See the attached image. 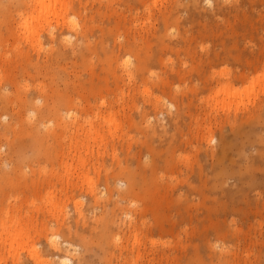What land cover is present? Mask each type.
Here are the masks:
<instances>
[{"label":"rangeland","instance_id":"rangeland-1","mask_svg":"<svg viewBox=\"0 0 264 264\" xmlns=\"http://www.w3.org/2000/svg\"><path fill=\"white\" fill-rule=\"evenodd\" d=\"M13 1L0 0V186L3 187L0 189V264H133V260L136 264H264V159L256 156L260 167L251 173L253 176L249 175L242 180L239 176H232L233 172L239 171L240 166L245 170L248 161L246 158L258 155L259 150L264 147L259 139V136H263L264 140V0H196L198 4H194V0H73L75 11L69 9L64 15L66 20L63 17L52 19V25H47L42 32L43 47L38 49L34 46V41L25 39L21 28L20 15L28 6H17ZM166 15L170 17L168 24L162 18ZM188 17L189 20L194 17L196 20L192 23ZM85 18L91 27L89 32L101 36L100 39L105 36L102 33L106 34L104 39L109 38L108 41L105 39L108 42L106 44L116 50L113 56L110 55L111 62L100 47V54L105 57L104 62L102 57H95L93 61H97L96 63L84 64V58L76 44L78 35L73 30L81 28ZM67 26L70 29H66ZM62 29L65 31L64 37L61 36L63 42L76 47L77 51L70 58L60 60L54 71H38L35 67L37 62L45 61L48 51L58 46L56 42H49L47 34L53 31L58 35ZM127 38L139 40L142 55H146L148 50H153L158 55L159 59L150 68L151 71L145 72L140 78L133 76L134 79L143 81L142 83L136 79L130 82L127 76L122 77V67L135 62L133 54L119 50L120 42ZM20 52L23 55L17 54ZM217 53L220 54L219 58L214 57ZM221 54L228 58L221 57ZM90 56L94 54L91 53ZM240 56L244 58V63ZM28 57L32 61L29 62ZM209 57L214 59L211 65H208ZM106 62L110 63V67ZM222 70H227L230 74H221ZM240 72H245L247 78L238 77ZM6 76L9 79L15 77L16 80L10 79V82ZM114 77L119 78L117 82ZM39 83L44 88L38 86ZM120 84L121 89L118 88ZM52 85L60 88L59 92L63 89V93L64 89L72 87L70 91L77 93L75 96L70 92L73 104L68 105L61 98L53 96L54 91L52 93L50 90ZM73 86L79 89H74ZM148 87L149 90H146ZM17 88L19 90L16 92ZM27 89L30 96L35 97H30L33 100L29 99L39 101H29L26 106L21 99L28 92ZM41 89L50 94L48 98L35 96L42 92ZM5 93L11 96L10 100H4ZM103 95L106 100L101 98ZM44 99H47L49 105ZM38 102H43L40 103L42 107L59 106L60 114L65 113L63 116L56 113L44 114L41 118L32 108V103L39 105ZM78 107L84 111L78 110ZM69 109L72 112L78 111V115H67ZM111 109L115 112L114 115ZM178 111L182 119L180 126L176 128L173 119H176ZM253 112H259L256 118L251 116L257 120L251 125L246 124L248 127L243 130L250 132L251 127L254 128L252 136L256 139L248 140L246 134L244 139L233 136V140L232 128L224 122L225 118L228 115H238L239 118L247 119ZM106 114L116 116L117 120H114L119 122H116L117 128H113V136L106 131L109 128ZM141 114H145V117ZM105 115L106 118H102ZM39 117L41 123L37 122ZM60 122L62 126L58 127ZM92 122L101 132H107V138L101 146L91 141L92 148L90 147L89 152L92 151L86 154V149L78 151L75 148L80 141L87 143L89 136L87 131L85 134L83 132L89 129L88 125ZM35 124L39 125L38 132L44 138L42 145L40 144L41 149L36 148L35 140L33 141L38 133L34 132ZM80 124L85 128L84 131ZM29 125H35L32 126V131ZM154 127L157 128L155 136L152 135ZM209 127L213 133L207 131ZM229 133L234 141L233 147L228 149L223 162L217 165L214 163L217 160L207 157L205 152L211 148H221L223 134L228 140ZM173 134L175 142L172 141ZM253 140L258 142L250 145ZM256 146H260V149ZM77 153L88 160L85 168L80 167ZM152 158L158 163L156 169L148 164L153 163ZM69 164L74 168L77 164V169L71 167L74 174L69 171ZM121 166L139 171L140 175L138 174L135 183L139 186L134 189L137 193H129L126 196L128 199L124 198L120 202L121 197L119 194L117 196V191L121 192L126 187V180L120 174L123 168ZM232 169L235 171L231 174ZM144 174L145 180L142 178ZM91 181L95 188L93 192ZM143 184L148 187L143 188ZM129 199L132 203H128ZM118 201L132 209L133 216H137V220H134L136 226L128 225V217L116 205ZM139 208H146L143 217L139 211L134 214L135 209ZM12 214H17V218L13 220ZM143 218H146L145 221L148 219L147 222L144 223ZM106 224L112 231L115 243L112 242L113 239L111 243H105L106 237L103 234L107 233ZM143 224L148 225L145 227ZM134 228L139 231L143 244L140 243L141 240L139 243L133 242ZM21 229L23 231L19 232ZM13 232L15 236L12 238ZM16 234L18 237L21 234L22 239H17ZM67 242L74 249L64 251L53 246ZM137 248H140L139 252L136 251ZM138 253L142 255L139 254L137 258ZM63 255L70 257L72 263H57V259Z\"/></svg>","mask_w":264,"mask_h":264},{"label":"bare ground","instance_id":"bare-ground-1","mask_svg":"<svg viewBox=\"0 0 264 264\" xmlns=\"http://www.w3.org/2000/svg\"><path fill=\"white\" fill-rule=\"evenodd\" d=\"M78 1V0H77ZM80 1V0H79ZM78 1V2H79ZM195 1V3L194 4H198L197 2H196V0H194ZM210 1V0H209ZM236 1V0H235ZM14 2L15 3H17L18 5L17 6H22V7H24V6H28L27 7V9L25 8V10L24 11H19V12H21V15H20V20H21V28L23 29V33H24V35H25V39L26 40H32V41H34V43H36V45H34L35 47H37V49L38 48H42L43 47V45H42V43H43V40H42V38H41V36L43 35V31H44V29L47 27V25L49 26V25H52V24H50L51 23V21H52V19L55 17V18H58L59 19V17L61 18V17H63L65 20H66V18H65V14H67V12L69 11V9H73L74 11H75V1L73 2V0L72 1H68V0H14L12 3L14 4ZM82 2V1H81ZM2 3V2H1ZM77 3V2H76ZM10 5H11V3H10ZM223 5V4H222ZM235 5V4H234ZM16 6V5H15ZM14 6V7H15ZM184 6V5H183ZM237 6V5H236ZM76 7H77V5H76ZM197 7V6H196ZM10 8H12V5L10 6ZM16 8V7H15ZM19 8V7H18ZM14 9V8H13ZM79 9V8H78ZM198 9V8H197ZM203 9V8H202ZM232 9V8H231ZM230 9V10H231ZM17 10H19V9H17ZM220 10V9H219ZM228 10V9H227ZM229 10V11H230ZM236 10V9H235ZM223 11V10H222ZM225 11V10H224ZM237 11V10H236ZM78 12H80V10L78 11ZM205 12V11H204ZM18 13V12H17ZM76 13V12H75ZM81 13V12H80ZM170 13V12H169ZM20 14V13H19ZM234 15V14H233ZM162 18H164L163 20H165V21H167V24H168V19L170 18L168 15H166V16H164V17H162ZM86 19V18H85ZM188 20H189V17L187 18ZM194 19H195V17H194ZM194 19H192V20H189L190 22L192 21V23H193V21H195ZM57 20V19H56ZM56 20H55V22H56ZM65 20H64V22H65ZM83 21H85L84 22V24L83 25H81V28H75L73 31L75 32V34H77L78 35V39H77V43L76 44H78V46H79V48H80V52H81V54H82V56H83V58H84V64L86 65L87 63H91V64H94V62H95V60L93 61V59H95V57H97V58H99L100 59V57H102V53L100 54V47H101V52H103V54L104 53H106L107 55H104V56H107L106 58L111 62V56H113L114 55V53H115V51L116 50H114V49H112L110 46H108L106 43H108L107 41H108V39L109 38H103V37H106V34H104V33H102V36L103 35H105V36H103L101 39H100V37L101 36H95L93 33H91V32H89L91 29V27L89 26V22H88V20L86 19V20H84L83 19ZM165 21H164V23H165ZM61 22V21H60ZM63 22V21H62ZM58 23V22H57ZM62 24V23H61ZM60 24V25H61ZM67 24V23H66ZM65 24V25H66ZM94 24V23H93ZM166 24V23H165ZM165 24H164V26H165ZM166 24V25H167ZM213 24H214V22H213ZM54 26V25H53ZM63 27V26H62ZM70 27V26H69ZM135 27V26H134ZM100 28V27H99ZM51 30L53 29V27H51L50 28ZM60 29V28H59ZM66 29H70V28H68V26H67V28ZM58 30V29H57ZM94 30V29H93ZM46 31V30H45ZM68 32H69V30H67ZM72 30H70V32H71ZM155 31V30H154ZM65 31H64V29H62L61 30V32L57 35L55 32H53V31H51V33L49 32L47 35L49 36V42L50 41H52V43L53 42H56V43H58V46L56 47V48H53V49H51L50 51H48V53L46 54L47 56V58H46V60L45 61H43V62H40V61H38L37 62V65L35 66L36 68H38V71H43V70H45V73L46 72H49V70L52 72V71H54V67L56 66V64L60 61V60H63V59H66V58H70L76 51H77V48L76 47H70L67 43H65V42H63V37H64V33ZM119 32V31H118ZM206 32V31H205ZM47 33V32H46ZM95 33V32H94ZM107 33V32H106ZM110 33V32H109ZM69 34V33H68ZM67 34V35H68ZM97 35H98V33H97ZM154 35V34H153ZM156 35V34H155ZM61 36H63L62 38H61ZM120 36V35H119ZM127 36V35H126ZM140 36V35H139ZM147 36H149V35H147ZM158 36H160V35H158ZM65 37H66V34H65ZM121 37V36H120ZM125 38V37H124ZM140 38V37H139ZM144 38V37H143ZM94 39V40H93ZM145 39H147V37L145 38ZM154 39V38H153ZM68 40V39H67ZM118 41V40H117ZM139 41V40H138ZM138 41L136 40V38H132V39H130V38H127L126 39V41L124 40L123 42H120V49L119 50H121V52H122V50H124V53L125 52H129V53H131V55L133 54L134 56H135V62H134V64L133 65H126L125 67H122V74H123V76L122 77H125V76H127L128 77V79H129V81L131 82H134L133 80H135L136 78H140V77H143L144 75V73L145 72H147V71H149L150 70V68H152V66L153 65H155V63L157 62V60L159 59L158 58V55H155V53H154V51L153 50H148L147 51V53H146V55H142V53H141V49H140V45H139V43H138ZM145 42V41H144ZM33 43V44H34ZM51 43V42H50ZM116 43V42H115ZM115 43H114V45H115ZM119 43V42H118ZM117 43V44H118ZM31 44V43H30ZM145 44H146V42H145ZM23 45V44H22ZM29 45V44H28ZM148 45H150V44H148ZM147 45V46H148ZM233 45H234V43H233ZM53 47V46H52ZM26 48V47H25ZM31 48V47H30ZM32 48H33V46H32ZM152 48V47H151ZM154 48V47H153ZM152 48V49H153ZM150 49V48H149ZM49 50V49H48ZM119 50H117V51H119ZM44 51V50H43ZM18 52H19V50H18ZM25 52V51H24ZM37 52H39L38 50H37ZM218 52V51H217ZM227 52V51H226ZM226 52H224V54L226 53ZM230 52V51H229ZM229 52H227V53H229ZM234 52V51H233ZM237 52H238V50H237ZM237 52L235 53V54H237ZM241 52V51H240ZM23 52H20V53H17V54H21V55H23L22 54ZM26 53V52H25ZM91 53L92 54H94V56H90L91 55ZM120 53V52H119ZM149 53V54H148ZM16 54V55H17ZM224 54H223V56H222V54H221V57H225L224 56ZM239 54V53H238ZM259 54V53H258ZM21 55H20V57H21ZM26 55V54H25ZM111 55V56H110ZM229 55H233L231 52H230V54ZM241 55H242V53H241ZM38 56V55H37ZM40 56V55H39ZM38 56V57H39ZM200 56V55H199ZM211 56V55H210ZM213 56V55H212ZM230 56V57H231ZM237 56V55H236ZM253 56H255V55H253ZM215 58L216 57H220V54L219 53H217L215 56H214ZM227 57V56H226ZM258 57V56H257ZM19 58V57H18ZM30 57H28V60H29V62H30V60H31V58L29 59ZM103 58V57H102ZM105 58V57H104ZM104 58H103V62H104ZM223 58L221 59V60H223ZM228 58V57H227ZM238 58V57H237ZM240 58H241V56H240ZM20 59H22V58H20ZM19 59V60H20ZM114 59H115V57H114ZM117 59V58H116ZM206 59H207V57H206ZM205 59V60H206ZM242 59V61H243V59L244 58H241ZM241 59H240V61H241ZM255 58L253 57V60H254ZM257 59V58H256ZM259 59V58H258ZM264 59V58H263ZM40 60V59H39ZM118 60V59H117ZM214 59H212L211 57H209V59H208V61H209V63H208V65H211L212 64V61H213ZM250 60H252V57H251V59ZM249 59H248V61H250ZM7 61H8V59H7ZM32 61V60H31ZM100 61V60H99ZM106 61V60H105ZM108 61V62H109ZM161 61V60H160ZM219 61V60H218ZM245 61V60H244ZM244 61H243V63H244ZM246 61H247V59H246ZM247 61V62H248ZM257 61H259V60H257ZM261 61V60H260ZM20 62H22L21 60H20ZM26 62H27V60H26ZM97 62V61H96ZM95 62V63H96ZM203 62H205V61H203ZM207 62V61H206ZM251 62V61H250ZM250 62H249V64H250ZM254 62V61H253ZM24 63V62H23ZM32 63V62H31ZM48 63V64H47ZM101 63V62H100ZM107 63V62H106ZM126 64H127V62H125ZM211 63V64H210ZM214 63V62H213ZM215 63H217V61L215 62ZM252 63V62H251ZM26 64V63H25ZM108 64V63H107ZM110 64V63H109ZM108 64V65H109ZM199 64V63H198ZM205 64V63H204ZM246 64V63H245ZM23 65V64H22ZM21 65V66H22ZM27 65V64H26ZM26 65H24V67H26ZM35 65V64H34ZM84 65V66H85ZM114 65V64H113ZM119 65V64H118ZM213 65H215V64H213ZM212 65V66H213ZM29 66H30V64H29ZM211 66V67H212ZM250 66H251V64H250ZM27 67H28V65H27ZM26 67V69H28ZM109 67H110V65H109ZM109 67H107V70H109ZM210 67V66H209ZM249 67V66H248ZM252 67H253V64H252ZM36 68L34 69V70H36ZM192 68H193V66H192ZM23 70H26V69H24V68H22ZM118 69V68H117ZM195 69V68H194ZM213 69V68H212ZM225 69H227V68H225ZM241 69V68H240ZM187 70V69H186ZM211 70V69H210ZM228 70V69H227ZM227 70H224V71H226V72H223V70L221 71V74H222V72L223 73H225V75H228V73L229 72H227ZM243 70H244V68H243ZM27 71H29L30 72V70L28 69ZM27 71H24V72H26L27 73ZM151 71V70H150ZM182 71V70H181ZM190 71V70H189ZM196 71V70H195ZM50 72V73H51ZM116 72V71H115ZM153 72V71H152ZM184 72H186V71H184ZM246 72H247V70H246ZM37 73V72H36ZM151 73V72H150ZM187 73H189V72H187ZM190 73H191V71H190ZM189 73V74H190ZM195 73V72H194ZM202 73V72H201ZM200 73V74H201ZM227 73V74H226ZM241 73V72H240ZM239 73V74H240ZM249 73V72H248ZM29 74V73H28ZM38 74H39V72H38ZM48 74V73H47ZM167 74V73H166ZM165 74V75H166ZM182 73H180V75H181ZM185 74V73H184ZM196 74V73H195ZM200 74L198 75L199 77H201L200 76ZM209 74V73H208ZM211 74V73H210ZM218 74H220V73H218ZM217 74V75H218ZM230 74V73H229ZM40 75V74H39ZM118 75V74H117ZM136 76V78L134 79L133 78V76ZM143 75V76H142ZM191 75V74H190ZM206 75V74H205ZM234 75V74H233ZM246 74H245V72L244 73H241V75L240 76H238V77H246L245 76ZM8 76V75H7ZM6 76V78H8L9 79V77H7ZM105 76L107 77V75L105 74ZM104 76V77H105ZM119 76V75H118ZM118 76H116V77H118ZM138 76V77H137ZM186 77H187V75H185ZM212 76V75H211ZM105 77V78H106ZM116 77H114L115 79H116V82H117V80L119 79H117ZM168 77V76H167ZM151 78V77H150ZM179 78V77H178ZM191 78V77H190ZM211 78H213V77H211ZM236 78V77H235ZM234 78V79H235ZM247 78V77H246ZM10 79H15V77L14 78H10ZM10 79H9V81H10ZM107 80H108V78H106ZM144 79V78H143ZM163 79V78H162ZM161 79V80H162ZM228 79V78H227ZM232 79V78H231ZM238 79V78H237ZM240 79V78H239ZM238 79V80H239ZM16 80V79H15ZM102 80V79H101ZM136 80H138V79H136ZM140 80V79H139ZM138 80V81H139ZM144 80H147V79H144ZM164 80V79H163ZM161 81L162 83H164V81ZM168 80V79H167ZM179 80V79H178ZM207 80V79H206ZM210 80V79H209ZM230 80V79H229ZM93 81V80H92ZM109 81V80H108ZM122 81H123V78H122ZM121 81V82H122ZM125 81V80H124ZM216 81V80H215ZM218 81V80H217ZM5 82V81H4ZM10 82H12V81H10ZM9 82V83H10ZM16 82V81H15ZM15 82H14V84H15ZM84 82V81H83ZM105 82V81H104ZM136 82V81H135ZM140 82L142 83L143 81H141L140 80ZM146 82V81H145ZM148 82V81H147ZM167 82V81H166ZM91 83V82H90ZM93 83V82H92ZM102 83V82H101ZM28 84V83H27ZM42 84V83H41ZM117 84H119V83H117ZM134 84V83H133ZM167 84V83H166ZM173 84V83H172ZM212 84V83H211ZM7 85V84H6ZM9 85H11V84H9ZM13 85V84H12ZM16 85H18V84H16ZM34 85V84H33ZM55 85V84H54ZM96 85V84H95ZM129 85V84H128ZM135 85V84H134ZM136 85H137V82H136ZM15 86V85H14ZM25 86H26V84H25ZM38 86H41L40 85V83H39V85ZM38 86L36 87L37 89H38ZM80 86V85H79ZM84 87H85V85H83ZM87 86V85H86ZM92 86V85H91ZM97 86H98V84H97ZM103 86V85H102ZM119 87L118 88H120V86H121V84L120 85H118ZM123 86H124V84H123ZM130 86V85H129ZM128 86V87H129ZM166 86V85H165ZM16 87V86H15ZM18 87H19V85H18ZM29 86H27V88H28ZM51 87H53V85L51 86ZM82 87V86H81ZM93 87V86H92ZM108 87H109V85H108ZM137 87V86H136ZM41 88H44V87H42L41 86ZM70 88H72V87H68V88H66V89H64V93H63V89H62V92H61V90H60V92L58 91L59 89L57 88V87H53V88H51L50 90L52 91V93H53V91H54V95L53 96H57V97H59V98H61L66 104H68V105H71V104H73V101H70V100H73V98H72V96H71V94H70V92L72 91H70ZM73 88H74V86H73ZM76 88H78L79 89V87H76ZM76 88H74V89H76ZM90 88V87H89ZM100 88V87H99ZM104 88H105V86H104ZM131 88V87H130ZM129 88V89H130ZM134 88V87H133ZM32 89V88H31ZM33 89H35L34 87H33ZM46 89V88H45ZM45 89H41V91L42 92H38V90H37V92L39 93H36V94H38V95H35V96H37V97H39V98H42V97H47L48 98V95H50V94H47V91L45 90ZM69 89V90H68ZM83 89V88H82ZM121 89V88H120ZM119 89V90H120ZM128 89V90H129ZM146 90H149V87L148 88H145ZM144 89V90H145ZM16 90V89H15ZM19 90V88H17V90H16V92ZM28 90V89H27ZM26 90V91H27ZM45 90V91H44ZM84 90V89H83ZM136 90V89H135ZM141 90V89H140ZM40 91V90H39ZM49 91V90H48ZM86 91H87V89H86ZM99 91H100V89H99ZM124 91V90H123ZM89 92V91H88ZM87 92V93H88ZM98 92V91H97ZM107 92V91H106ZM129 92V91H128ZM135 92V91H134ZM144 92H147V91H144ZM4 93V92H3ZM26 94H25V96L21 99V97H22V94H21V97H20V99H21V101L23 102L22 104L23 105H25L26 104V106L28 105V103H29V101H31V100H33V99H31V98H35V97H32V95L30 96V93H29V90H28V92H25ZM29 93V94H28ZM49 93V92H48ZM72 93V92H71ZM114 93V92H113ZM124 93V92H123ZM72 94H75V92L74 93H72ZM77 94V93H76ZM76 94H75V96H76ZM99 94V93H98ZM103 94V93H102ZM110 94V93H109ZM117 94V93H116ZM121 94V93H120ZM125 94V93H124ZM130 94V93H129ZM128 94V95H129ZM180 94V93H179ZM184 94V93H183ZM107 95V94H106ZM148 95H149V93H148ZM177 95V94H176ZM94 96V95H93ZM96 96V95H95ZM112 96V95H111ZM122 96V95H121ZM131 96H133V95H131ZM11 96H9L7 93H5V94H3V98H4V100H10L11 98H10ZM31 97V98H30ZM73 97H74V95H73ZM82 97H83V94H82ZM117 97V96H116ZM123 97V96H122ZM2 97H0V99H1ZM31 100H30V99ZM53 98H55V97H53ZM72 98V99H71ZM79 98H80V96H79ZM86 98H88V97H86ZM98 98V97H97ZM96 98V99H97ZM101 98H104L105 99V95H103V97L101 96ZM106 98H108V96L106 97ZM115 98V97H114ZM119 98V97H118ZM124 98V97H123ZM122 98V99H123ZM129 98V97H128ZM133 98H135V97H133ZM49 99H51V97H49ZM48 99V100H49ZM77 99H78V96H77ZM112 99V98H111ZM117 99V98H116ZM4 100H2V101H4ZM35 100V99H34ZM37 100V99H36ZM35 100V101H36ZM41 100V99H40ZM76 100V99H75ZM83 100V99H82ZM103 100V99H102ZM101 100V102H102V105H104L105 103H104V101H102ZM106 100V99H105ZM108 100V99H107ZM135 100V99H134ZM35 101L33 102V101H31V102H33V103H35ZM37 101H39V100H37ZM36 101V102H37ZM43 101V100H42ZM46 101H47V99H46ZM45 101V99H44V102L45 103H48V101L46 102ZM56 101H57V99H56ZM55 101V102H56ZM59 101V100H58ZM57 101V102H58ZM78 101V100H77ZM116 101V100H115ZM133 101V100H132ZM182 101V100H181ZM5 102V101H4ZM30 102V103H31ZM53 102V101H52ZM57 102H56V104H57ZM60 102H61V100H60ZM82 102V101H81ZM87 102V101H86ZM109 102V101H108ZM32 103V108H33V112H35L36 114H37V112H38V114H39V116L41 117V118H43L45 115L44 114H49V113H56V115H61L60 114V110L59 109H61V108H59V106H58V108L55 106V107H42V106H40V103H39V105L38 104H33ZM43 103V102H42ZM41 103V104H42ZM61 103H63V102H61ZM75 103V102H74ZM78 103H80V102H78ZM78 103H76V105L78 104ZM116 103V102H115ZM149 103H150V101H149ZM54 104V103H53ZM65 104V105H66ZM83 104V103H82ZM48 105H49V103H48ZM61 105V104H60ZM75 104H74V106H76ZM92 105V104H91ZM90 105V106H91ZM107 105V104H106ZM154 105H156V104H154ZM45 106V105H44ZM77 106H79V105H77ZM80 106H81V103H80ZM157 106V105H156ZM61 107V106H60ZM67 108H68V106H66ZM104 107V106H103ZM109 107V106H108ZM145 107V106H144ZM71 108H72V106H71ZM76 107H74V109H75ZM81 108V107H80ZM80 108L78 107L77 109L78 110H80ZM92 108V107H91ZM90 108V109H91ZM97 108H99L100 109V107H97ZM111 108H113V107H111ZM263 108V107H262ZM261 108V109H262ZM31 109V108H30ZM64 109H66L65 107H64ZM103 109V108H102ZM153 109V108H152ZM155 109H156V107H155ZM248 109V108H247ZM250 110V109H249ZM258 110V109H257ZM264 110V109H263ZM67 111V110H66ZM80 111H84V110H80ZM92 111V110H91ZM97 111V110H96ZM111 111H112V109H111ZM110 111V112H111ZM68 114L67 115H70V116H76V114L78 115V111L76 112V110L74 111V112H72L71 111V109H69L68 111ZM76 112V113H75ZM86 112V111H85ZM133 112V111H132ZM140 112V111H139ZM147 112V111H146ZM250 112V111H249ZM259 112H260V109H259ZM259 112L258 113H254V114H251L250 115V117L249 118H247V119H245L244 117L242 118V117H237L236 115H235V117H229V115H228V117L227 118H225V120H224V122L225 123H227L228 125H230V127L232 128V137L233 136H237L236 137V139H239V137L240 138H242V139H244L245 138V136L244 135H246V137H247V139L249 140H251L252 138H253V136H254V134H252V130L254 129V128H252L251 126H249V127H251V130H250V132H245V130H243L245 127H248V126H245L246 124H249V125H251L252 124V122H255L256 120L255 119H253V118H256V114H259ZM65 113V112H64ZM63 113V114H64ZM96 113V112H95ZM112 113H113V115H114V113L115 112H113L112 111ZM181 113H182V111H181ZM251 113V112H250ZM249 113V114H250ZM261 113H262V110H261ZM260 113V114H261ZM264 113V112H263ZM63 114L61 115V116H63ZM98 114V113H97ZM105 114V113H104ZM106 115H108V114H106ZM106 115H105V117H102V118H106ZM116 116H117V113L115 114ZM141 115H143V114H141ZM145 115V114H144ZM143 115V118L145 117ZM51 116V115H50ZM89 116V115H88ZM96 116H98V115H96ZM116 116H110V115H108V117H107V119H106V123H108L109 124V128H107L106 129V131L108 130V132H109V134H110V136H113L114 135V131H113V128L115 129V128H117V126H118V121H116V122H118L117 124H116V122H115V118H116ZM248 116V115H247ZM246 116V117H247ZM251 116H253V118H251ZM259 116V115H258ZM257 116V117H258ZM38 118L37 119V122H39V123H41L40 121V119L41 118ZM66 117V116H65ZM79 117H81V115L79 116ZM172 117V116H171ZM226 117V116H225ZM36 118V117H35ZM46 118V117H45ZM53 118H54V115H53ZM63 117H60V120L62 119ZM82 118V117H81ZM85 118V117H84ZM90 118V117H89ZM260 118H262L261 116H260ZM59 119V118H58ZM65 119V118H64ZM74 119H75V117H74ZM77 119V118H76ZM92 119V118H91ZM91 119H89V121L88 122H90V120ZM103 119V121H105ZM181 114L179 113V111L177 112V117H176V119H173V122H174V126H176L177 125V127L176 128H178L179 126H180V121H181ZM40 120V121H39ZM43 121L45 120V119H42ZM54 120V119H53ZM52 120V121H53ZM55 120H56V118H55ZM63 120V119H62ZM80 120V119H79ZM116 120H117V118H116ZM56 121H58V120H56ZM64 121V120H63ZM78 121V120H77ZM258 121H261L260 119L258 120ZM33 122H35V121H33ZM49 121H47V123H48ZM71 122H72V120H71ZM74 122V121H73ZM79 122V121H78ZM87 122V121H86ZM39 123H37V124H39ZM77 123V122H76ZM258 123V122H257ZM256 123V124H257ZM262 123V122H261ZM261 123H259V124H261ZM264 123V122H263ZM31 124V123H30ZM43 124H44V122H43ZM71 124H74V123H71ZM77 124H79V123H77ZM83 124V123H82ZM95 124V123H94ZM93 124V122L92 123H90L88 126H89V129H85L84 127H83V125H81L83 128H81L83 131H84V129H85V131L83 132L84 134H85V132L87 131V134H88V139H87V143H84V142H82L81 143V141H80V143H79V145L77 146V148H75L76 150H78V151H81V149H83V150H87V152L85 151V153L87 154L88 152H89V150L92 148L91 147V141L92 142H96V144L98 145V146H101L102 144H103V142L105 141V138H107V137H105L106 135V133L104 134V131L103 132H101L100 131V129H97V127H96V125H94ZM255 124V125H256ZM36 125V124H35ZM34 125V126H35ZM59 125H61V122L58 124V127H59ZM254 125V124H253ZM263 125V124H262ZM30 126V125H29ZM28 126V128L30 129V127L32 128V126L33 125H31L30 127ZM33 126V127H34ZM41 126V125H40ZM43 126V125H42ZM47 126V125H46ZM62 126V125H61ZM173 126V127H174ZM80 127V126H79ZM219 127H220V125H219ZM264 127V126H263ZM262 127V128H263ZM47 128V127H46ZM75 129H76V127H74ZM78 128V127H77ZM222 128V127H221ZM259 128V127H258ZM27 129V128H26ZM25 129V130H26ZM80 129V128H79ZM102 129V128H101ZM105 129V128H104ZM103 129V130H104ZM256 129V128H255ZM24 130V131H25ZM33 130V128L31 129V131ZM40 130V128H39V125H36L35 127H34V132L35 131H39ZM77 130V129H76ZM176 130V129H175ZM248 130V129H247ZM260 130L261 129H259V132H260ZM28 131H30V130H28ZM79 130H77V132H78ZM116 131V130H115ZM207 131H210V132H212L211 131V128L209 127L208 128V130ZM223 131V130H222ZM27 132V131H26ZM53 132H55V131H53ZM167 132V131H166ZM255 132H257V130L255 131ZM28 133V132H27ZM30 133V132H29ZM156 133H157V128H153V130H152V135L153 136H155L156 135ZM213 133V132H212ZM212 133L210 134L211 136H212ZM226 133V132H225ZM258 133V132H257ZM261 133V132H260ZM30 134H33V132H31ZM35 134H36V132H35ZM81 134V133H80ZM83 134V135H84ZM108 134V135H109ZM222 134V133H221ZM230 134V133H229ZM228 134V135H229ZM262 134V133H261ZM22 135V134H21ZM24 135V134H23ZM209 135V136H210ZM253 135V136H252ZM260 135V134H259ZM32 136V135H31ZM210 136V137H211ZM221 136V135H220ZM231 136V134L229 135V137L228 138H230V139H228V140H226V138H224V134H223V137H222V139H221V141H220V143H221V148L219 147H217L218 149H214V148H211V149H209V150H207L206 152H205V154H206V156L207 157H211L212 158V160H217L216 162L214 161V163L215 164H217V165H220L222 162H223V160H224V157H225V155H226V152L228 151V149H232V141L234 140V137H233V140H232V138L230 137ZM163 137V136H162ZM173 139H172V141L173 142H175L174 140H175V134H173ZM226 137H227V134H226ZM109 138V137H108ZM213 138V137H212ZM221 138V137H220ZM43 139L44 138H42V136H40V133L38 132L37 133V137H35V139H34V137H33V141L35 140V147L37 148H40L41 147V145H42V141H43ZM79 139V138H78ZM209 139V138H208ZM253 139H256V138H253ZM259 139H260V144L261 145H263L264 144V140H263V136H259ZM77 140V139H76ZM75 140V141H76ZM170 140V139H169ZM241 140V139H240ZM258 140V139H257ZM78 141V140H77ZM77 141H76V143H77ZM210 141H211V139H210ZM244 140H242V142H243ZM259 141V140H258ZM257 141V142H258ZM234 142V141H233ZM252 142L254 143V144H256L255 143V140H253V141H251L250 142V145L252 144ZM210 143V142H209ZM247 143V142H246ZM263 143V144H262ZM41 144V145H40ZM171 144H173V143H171ZM253 144V145H254ZM260 144H258V145H260ZM32 145V144H31ZM30 145V146H31ZM77 145V144H76ZM249 145V144H248ZM249 145V146H250ZM149 146H150V144H149ZM220 146V145H219ZM74 147V146H73ZM76 147V146H75ZM91 147V148H90ZM153 149H155L153 146H151ZM257 148H259L258 146H256ZM263 147V146H262ZM150 148V147H149ZM264 148V147H263ZM263 148H261V150H259V154L258 155H255V156H253L252 158H249V157H247L246 159L248 160L247 161V164H246V167L244 168L245 170H243L242 168H241V166H240V169H239V171L238 172H233V171H235L234 169H232L231 170V174H232V172H233V174H232V176H239V179H241L242 180V178H248V176L249 175H251V173H253V172H255L256 171V169H258V167H260V166H258L259 164V162H258V160H256V156H259L260 158H263L264 159V150H263ZM41 149V148H40ZM75 149H74V152H75ZM151 149V148H150ZM260 149V148H259ZM92 151V150H91ZM90 151V152H91ZM243 151V150H242ZM89 152V153H90ZM244 152V151H243ZM81 153V152H80ZM83 153H84V151H83ZM78 154V153H77ZM244 154V153H243ZM76 155V154H75ZM74 155V156H75ZM81 154H78V163L80 164V167H83L84 166V168H85V165H86V161H88L87 159H85L84 157H81L80 156ZM73 156V157H74ZM68 157V156H67ZM155 156H153V158H154ZM245 157V156H244ZM153 158H152V160H153ZM259 158V159H260ZM75 159V158H74ZM223 159V160H222ZM262 159V160H263ZM64 160V159H63ZM72 162V161H71ZM77 162V161H76ZM152 162V161H151ZM263 162H264V160H263ZM260 163H261V165H262V162H261V159H260ZM64 164H65V162H64ZM73 164V163H72ZM78 164V165H79ZM121 164V163H120ZM149 164V166L151 165L152 166V168L154 169L156 166H157V164L158 163H156V160L154 159L153 160V163L151 164V163H148ZM77 165V164H76ZM75 165V168H74V166L73 165H70L69 164V166H70V169H69V171L71 170V167L73 166V168L74 169H77L76 167H78V166H76ZM82 165V166H81ZM122 165V164H121ZM64 166V165H63ZM69 166H67V167H69ZM65 168H66V165L64 166ZM121 167H123L122 169H121V171H120V174H122V176H123V179L124 180H126V182H125V184H126V187L123 189V188H119V190H122L123 189V191H117V192H119V193H117V196H118V194H119V196L121 197L120 198V202H121V200H123L124 198H126V196L128 197V195H129V193H137V192H135L134 191V189L136 190V186H138V184L136 185L135 183L137 182V176H138V174H139V171H136V170H132V169H130L129 167H127V166H121ZM211 167H213V166H211ZM261 167H263V166H261ZM222 168H224V167H222ZM264 168V167H263ZM68 169V168H67ZM66 169V170H67ZM74 169H72L71 170V172L73 173V170ZM156 169V168H155ZM65 170V169H64ZM82 170V169H81ZM145 170V169H144ZM214 170V169H213ZM216 170V169H215ZM220 170V169H219ZM260 170V169H259ZM259 170H258V172H259ZM263 170V169H262ZM224 171V170H223ZM237 171V170H236ZM229 172V171H228ZM227 172V173H228ZM82 173V172H81ZM118 173V172H117ZM216 173H220V171H216ZM230 173V172H229ZM74 174V173H73ZM79 174V173H78ZM220 174H222V172L220 173ZM108 175V174H107ZM114 175V174H113ZM140 175V174H139ZM264 175V174H263ZM77 176V175H76ZM251 176H253V174L251 175ZM7 177V176H6ZM80 177V176H79ZM78 178V177H77ZM108 178V177H107ZM110 178V177H109ZM144 180L146 179V177H145V174H144V176L142 177ZM252 178H254V177H252ZM257 178V177H256ZM119 179H121V178H119ZM238 179V178H237ZM246 180V179H245ZM244 180V182H246ZM255 180V179H254ZM109 180H107V182H108ZM122 182V181H121ZM141 182V181H140ZM143 182V181H142ZM141 182V183H142ZM152 182V181H151ZM150 182V183H151ZM248 182H250V180H248ZM35 183V182H34ZM50 183V182H49ZM144 184H145V182H143ZM108 184H110V183H108ZM121 184V183H120ZM124 184V185H125ZM143 184V185H144ZM163 184V183H162ZM168 184V183H167ZM73 185V184H72ZM76 185V184H75ZM123 185V184H122ZM146 185V184H145ZM144 185V187L143 188H147L148 186H145ZM91 186L93 187L92 188V192L95 190V188H94V186H93V182L91 181ZM169 186V185H168ZM167 186V187H168ZM171 186V185H170ZM139 187V186H138ZM191 187V186H190ZM1 188H3V187H1L0 186V189ZM79 188V187H78ZM142 188V189H143ZM169 188V187H168ZM172 188V187H171ZM247 188V187H246ZM139 190V189H138ZM137 190V191H138ZM89 191H90V189H89ZM161 191V190H160ZM87 192V191H86ZM91 192V193H92ZM155 193V192H154ZM134 195V194H133ZM128 198H126V200H127ZM125 200V199H124ZM134 200V199H133ZM137 200V199H136ZM130 201V199L128 200V203H132V202H129ZM119 201L117 202V207H118V209H120L121 211H123V213L128 217V219H129V221H128V225L129 226H132V225H130V224H133V227H134V225L136 226V217L137 216H133V214H132V209H130V207H127V204H126V206L125 205H121V203H120ZM138 202V201H137ZM96 203V202H95ZM96 206H97V204H96ZM130 206V205H129ZM135 205H133V207H134ZM137 206V205H136ZM132 207V206H131ZM136 211V212H135ZM135 211H134V214H136L138 211L140 212V215H141V217H143V212H145L146 211V208H139V209H135ZM18 213H20V212H18ZM17 213V214H18ZM7 214H8V212H7ZM16 214V215H17ZM21 214V213H20ZM25 214H27V212L25 213ZM143 214V215H142ZM13 215V214H12ZM16 215H13L12 217H13V220H14V218L16 219L17 217H16ZM28 215V214H27ZM140 215H139V217H140ZM18 216V215H17ZM19 216H21V215H19ZM25 216L26 215H24L23 217L25 218ZM32 216V215H31ZM131 216H133L132 217V219L130 218ZM8 217H9V215H8ZM7 217V218H8ZM11 217V216H10ZM9 217V218H10ZM29 217V216H28ZM37 217V216H36ZM234 217V216H233ZM6 218V217H5ZM21 218V217H20ZM23 219V218H22ZM27 219V218H26ZM56 219H58V217L56 216ZM142 219V218H141ZM146 219V218H145ZM145 219L143 218V220H144V223L145 222H147V220L145 221ZM231 219V218H230ZM10 221H11V219H9ZM20 220L21 219H19L18 221L20 222ZM30 220V219H29ZM135 220V221H134ZM16 221V220H15ZM25 221V220H24ZM24 221H23V223H24ZM22 222V221H21ZM30 222V221H29ZM33 222H34V220H33ZM124 222H126V221H124ZM11 223H13V222H11ZM27 223V222H26ZM25 223V224H26ZM32 222H30V224H31ZM151 223V222H150ZM10 224V223H9ZM17 224V223H16ZM20 224V223H19ZM33 224V223H32ZM10 225H12V224H10ZM14 225H15V222H14ZM27 225V224H26ZM108 224H106V227H105V229H106V232L107 233H105V234H103V235H105V237H106V242L105 243H111V240L113 239L112 238V236H113V234L111 235V230H109V228H108V226H107ZM143 225H146V224H143ZM148 225V224H147ZM147 225L145 226V227H147ZM150 225V224H149ZM23 226V225H22ZM6 227H8V226H6ZM13 227V226H12ZM24 227V226H23ZM23 227H21L22 229H23ZM28 227H30L31 228V226L29 225ZM44 227V226H43ZM42 227V228H43ZM151 227V226H150ZM237 227V226H236ZM19 228H20V226H19ZM136 228V227H135ZM134 228V229H135ZM15 229H18V228H15ZM18 230L19 232H21V231H23V230ZM104 229V228H103ZM102 229V230H103ZM11 230H13V229H11ZM25 230V229H24ZM28 230H30V229H28ZM137 229H135V234H134V241L133 242H135V243H139V240H141L140 239V237H139V231H136ZM1 231V230H0ZM6 231V230H5ZM17 230H15V233H17V234H19L18 232H16ZM36 231V230H35ZM9 232H11V231H9ZM29 233H31L30 231H28ZM39 232V231H38ZM15 233L13 232V236H12V233H10L11 234V236H12V238L15 236ZM25 233H26V230H25ZM25 233H22V235H26ZM131 233V232H130ZM139 233V234H138ZM6 234V233H5ZM9 234V233H8ZM16 234V236H17V239L19 238V237H21L20 239H22V237L23 236H20L19 235V237H18V235ZM40 234V233H39ZM38 234V235H39ZM118 234V233H117ZM31 235V234H30ZM34 235V234H33ZM32 235V236H33ZM48 235V234H47ZM102 235V234H101ZM114 235H116V233L114 232ZM10 236V235H9ZM10 236V237H11ZM31 236V237H32ZM37 236V235H36ZM98 236V235H97ZM117 236H119V235H117ZM132 236V235H131ZM7 237H8V235H7ZM114 237V236H113ZM121 237V236H120ZM3 238H4V236H3ZM16 238V237H15ZM27 238H28V234H27ZM33 238V237H32ZM31 238V239H32ZM97 238V237H96ZM99 238V237H98ZM97 238V239H98ZM116 238V237H115ZM130 238V237H129ZM133 238V237H132ZM84 239V238H83ZM119 239V238H118ZM5 240V239H4ZM11 241H12V239H10ZM10 240L8 241L9 243H10ZM34 240H35V237H34ZM105 240V239H104ZM128 240V239H127ZM1 241V240H0ZM101 241H102V237H101ZM100 241V242H101ZM142 241V240H141ZM3 242V241H2ZM5 242H7V241H5ZM98 242V241H97ZM113 243H115L114 242V239H113V241H112ZM54 243H56L55 241H54ZM105 243H104V245H105ZM140 243H142L143 244V241L142 242H140ZM152 243V242H151ZM153 243H154V241H153ZM152 243V244H153ZM11 244H13L12 242H11ZM117 244V243H116ZM133 245H134V243H132ZM1 245H3L2 243H1ZM52 245H53V243H52ZM56 245V246H55ZM63 245V246H62ZM113 245H115V244H113ZM145 245V244H144ZM151 245V244H150ZM9 246V245H8ZM53 246H55V249H60V250H68V249H70V248H72V249H74L73 247H71L70 246V243L68 244V242H67V244L66 243H63V244H61V245H58V244H54ZM52 246V247H53ZM137 246H138V244H137ZM13 247V246H12ZM135 248H136V246H134ZM133 247V248H134ZM138 247H140V244H139V246ZM1 248V247H0ZM16 248V247H15ZM14 248V249H15ZM23 248V247H22ZM132 248V249H133ZM142 248V247H141ZM150 248V247H149ZM153 248V247H152ZM54 249V250H55ZM121 249V248H120ZM139 249L140 248H137V252H139ZM166 249V248H165ZM165 249H164V251H165ZM36 251H37V249H35ZM133 250H135V249H133ZM10 251H12V250H10ZM32 251H34V249L32 250ZM135 251V252H136ZM35 252V251H34ZM58 252V251H57ZM157 252V251H156ZM28 253V252H27ZM30 253V252H29ZM36 253V252H35ZM38 253V252H37ZM12 254V253H11ZM33 254V253H32ZM40 254V253H39ZM130 254V253H129ZM135 255L136 253H132V255ZM139 254H141L142 255V253H138V256H137V258L139 257ZM150 254V253H149ZM154 254V253H153ZM35 255V254H34ZM137 255V254H136ZM140 255V256H141ZM121 256V255H120ZM168 256V255H167ZM36 257V256H35ZM39 257H41V255H39ZM129 257V256H128ZM132 257V256H131ZM130 257V258H131ZM136 257V256H135ZM143 257V256H142ZM13 258V257H12ZM20 258V257H19ZM38 258V257H37ZM36 258V259H37ZM43 258V257H42ZM125 258H127V257H125ZM133 258H134V256H133ZM132 258V259H133ZM136 258V259H137ZM35 259V258H34ZM34 259H33V261H34ZM46 259V258H45ZM132 259H129V260H131L132 261ZM13 260V259H12ZM15 260V259H14ZM38 260H40V259H38ZM51 260V259H50ZM56 260V259H55ZM128 260V259H127ZM127 260H125L124 261V263H126V261ZM138 260V259H137ZM16 261V260H15ZM46 261V260H45ZM47 261H49V260H47ZM52 261H54V260H52ZM72 260L70 259V257H68V256H66V255H63L62 257H60V259H57V263L58 262H62V263H72L71 262ZM112 261V260H111ZM130 261V262H131ZM135 260H133V264H136L135 262H134ZM38 262V261H37ZM50 262V261H49ZM129 262V261H128ZM138 262V261H137ZM149 262H150V259H149ZM46 263V262H45ZM48 263V262H47ZM46 263V264H47ZM3 264V263H2ZM26 264V263H25ZM35 264V263H34ZM48 264H50V263H48ZM54 264V263H53ZM59 264V263H58ZM129 264V263H128ZM132 264V263H131ZM138 264V263H137ZM141 264V263H140ZM150 264V263H149Z\"/></svg>","mask_w":264,"mask_h":264}]
</instances>
